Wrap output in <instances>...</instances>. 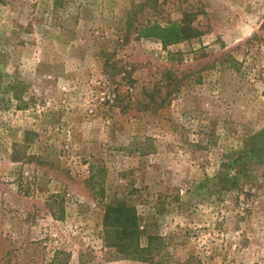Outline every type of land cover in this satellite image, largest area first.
Instances as JSON below:
<instances>
[{"label": "rangeland", "instance_id": "374dc122", "mask_svg": "<svg viewBox=\"0 0 264 264\" xmlns=\"http://www.w3.org/2000/svg\"><path fill=\"white\" fill-rule=\"evenodd\" d=\"M0 264H264V0H0Z\"/></svg>", "mask_w": 264, "mask_h": 264}, {"label": "trees", "instance_id": "16d2710c", "mask_svg": "<svg viewBox=\"0 0 264 264\" xmlns=\"http://www.w3.org/2000/svg\"><path fill=\"white\" fill-rule=\"evenodd\" d=\"M141 35L144 38L154 37L162 43L163 47H166L170 44H175L179 42L183 37V32L180 26L176 23L169 24L168 26L161 28V27H149L145 28L141 31ZM135 211L132 208L124 204H120L116 208H108L104 214V222L106 226L113 228V223L122 225V233L126 234L128 226H134L135 223L132 224L131 220L133 221L135 218ZM125 227V228H124ZM137 230V229H136ZM126 236H124V239ZM126 242H122L118 244L119 246H124ZM135 259L148 263L151 261V255L148 252V248H141L139 245H136L135 248Z\"/></svg>", "mask_w": 264, "mask_h": 264}]
</instances>
